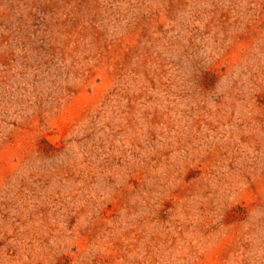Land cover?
Segmentation results:
<instances>
[{
  "label": "rangeland",
  "instance_id": "obj_1",
  "mask_svg": "<svg viewBox=\"0 0 264 264\" xmlns=\"http://www.w3.org/2000/svg\"><path fill=\"white\" fill-rule=\"evenodd\" d=\"M0 264H264V0H0Z\"/></svg>",
  "mask_w": 264,
  "mask_h": 264
}]
</instances>
